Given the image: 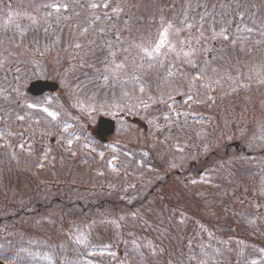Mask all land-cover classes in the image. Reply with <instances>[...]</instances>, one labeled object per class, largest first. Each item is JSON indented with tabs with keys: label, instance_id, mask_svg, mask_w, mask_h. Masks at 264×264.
<instances>
[{
	"label": "rangeland",
	"instance_id": "obj_1",
	"mask_svg": "<svg viewBox=\"0 0 264 264\" xmlns=\"http://www.w3.org/2000/svg\"><path fill=\"white\" fill-rule=\"evenodd\" d=\"M254 1L261 18L229 35L195 23L212 0H0L7 264H219L246 258L249 240L263 245L264 0ZM71 15L80 29L51 34L69 46L34 64L59 91L29 96L36 79L16 66L40 50L20 39ZM157 80L169 90L152 96ZM106 96L107 109L91 103ZM100 116L117 122L108 143L91 132ZM234 226L243 238L222 246Z\"/></svg>",
	"mask_w": 264,
	"mask_h": 264
},
{
	"label": "trees",
	"instance_id": "obj_2",
	"mask_svg": "<svg viewBox=\"0 0 264 264\" xmlns=\"http://www.w3.org/2000/svg\"><path fill=\"white\" fill-rule=\"evenodd\" d=\"M176 1H180V4H182L181 0H176ZM248 1H251V0H212V2L210 3V5H208V7H204L203 9L202 8L201 9H197V11H199V12L201 11L198 14V15H200L201 20H196L195 23L198 24V25H204L205 24V26H206V28L208 30H211V28L214 29V30H219L220 29L221 32L229 34V35L230 34H235V33L238 34V35L242 34L243 32H246L244 29H246L247 26L255 25L254 23L257 22L259 18H261V13L258 10V8L260 7L258 2H255L254 0H252L253 4L256 3L255 6H254L251 3H248ZM234 5H238V6H234ZM260 9H261V11L264 12V10L262 8H260ZM257 10H258V12H257ZM234 11H236V12L239 11L240 13L245 14L244 15L245 16L244 20L237 19L235 17ZM64 16L65 17H70V16H67V15H64ZM120 16H122V14H120ZM208 16L210 18H208ZM262 19L263 20L261 22L263 23L264 18H262ZM70 20H71L70 22H63V23H68V24L67 25L63 24L62 25V29H61L60 26H58L59 23H60V21L58 19L51 20L50 22L45 24V26H42V27L39 26L37 29H35V32H34V30H31V29H29V31H30L29 32V31H27L28 29L26 28V31L29 32L28 35L31 37L32 40L28 39L25 36H22V38L20 40L23 41V44L25 42L28 43L29 51H36V50L39 51L40 50V52L37 54V59H34L33 62H30V63L27 62L25 64H22L21 66H16L15 65L19 70H21L23 72V73L20 72L22 75H28V77L32 75L31 77L33 79H41V78H51V79L53 78L54 79L55 76H51L50 74L47 73V71L40 72L41 70H39L38 67L35 68L34 64L37 61L40 62L41 59L46 56L47 52H50V51H52L53 49H55L57 47H60L59 51H63L65 49L64 46H61L60 44H62V45L66 44L67 45V41H69V40L67 38H65L66 40L65 39L61 40V43L57 44L58 40H55L54 37L51 36V34H54V35L58 34L59 31H60V33H63L64 32V30H63L64 28H66V30L71 29V27H77L78 29H80V25L81 24H80V22H77L74 19L73 15H71ZM263 29H264V27H263ZM11 31L12 30H10L9 33ZM9 33H8L7 37L11 38V41L13 42V45H14V46L13 45H11V46H13V47L17 46V42H18L20 36L18 37L17 35H15V36H17V38H16L14 35H10ZM2 34H3V32L0 30V38L4 37V36H2ZM21 34L22 33H20V35ZM44 42H48L49 43V46H48L47 49H43V47L46 45V43L44 44ZM67 46H69V45H67ZM212 57H213L212 55L209 56V58H212ZM42 60H44V58ZM247 60H249V59H247ZM241 63H242V61H241ZM11 69H12V67H10V69L7 72L6 75L11 74L12 70H14V73L16 72L15 68L12 69V70ZM170 71H171L172 75L174 74L176 76V74H177L176 71H174L173 69H171ZM6 75L4 76V78L6 77ZM166 76H168V75H166ZM14 78H15L14 76H12L11 78H10V76H8V77H6L5 81L9 82V80H7V79L12 80ZM57 80H58V78H57ZM59 80H61V79H59ZM159 84H160L159 80L151 82L152 96L154 94H158V93H162V92H164V93L168 92L169 89H168V87L166 85H165L166 89L164 88V90H163V87H162V89L159 91L158 90ZM243 86L244 85H241L242 88H243ZM140 87L135 88V91H133L134 95L139 93ZM246 91H247V88H246ZM173 93H174V90H173ZM115 100H116V96L115 97H111V98L109 96H106V97H98L97 99H94L93 101H91V103H93L95 105L105 106V108L107 109L106 106L110 105ZM5 124H7L6 120H4L3 125H5ZM33 126L36 127L35 125H33ZM36 131L37 132H39V131L42 132L40 129L39 130L36 129ZM11 150L12 149H9L8 150L9 152H7V154H3L2 158L3 159H6V157L10 158V154L13 152V150H12V152H11ZM231 153L237 154L238 152L232 150ZM261 155H263V154H261ZM20 156L21 157H19V158H21V159L25 158V155L24 156L20 155ZM213 157H210L209 162L213 159ZM5 161H7L9 163L10 160L9 161L5 160ZM117 202H119V201H117ZM254 220H256L257 223H262V221H263L262 219H260L258 217L254 218ZM229 224H232V223H229ZM232 228H231V230H233V232L229 233L230 235H227V234H224V233L221 235L218 230H216V234L213 233L214 237H216L218 239H219L220 235L222 237L228 236V237H226V239H227L226 241H229V242H224L223 243L224 245H222L224 247L228 246V247L231 248V246L233 244H238L236 240H239V239L243 238L242 237L243 234H238L237 232H235V231L238 230L236 228V226H234ZM150 238L153 241L155 239L154 236L150 237ZM150 238H149V240H150ZM143 239H145V238H143ZM149 240H148V243H149ZM155 241H156L155 244H158V241L156 239H155ZM248 244H250V245H248ZM248 244L247 245L245 244L243 246V249L241 248L242 253H241L240 257H242L243 255H247L246 258H244L243 260L241 258H239V259L232 258L233 259L232 262L230 260H226V261L225 260H221L219 264H264V256H261V259H263V260H260V259H258L256 257L257 254H260L259 251H261V255H264V253H262L264 251V243H263V245L259 244V243L257 245L254 241H250L249 240ZM151 245H153V244H151ZM230 248H229V251H230ZM154 249L156 250V248H154ZM246 249H248V251H249L248 254L244 253ZM254 249H256V250L254 251ZM7 256L6 255L0 256V259L4 260L5 262H10L11 259L9 257H7ZM145 260L147 261V264H154L153 263L154 260L152 259V257H149L148 260L145 257ZM159 264H161V263L159 262ZM197 264H203V263H197Z\"/></svg>",
	"mask_w": 264,
	"mask_h": 264
},
{
	"label": "water",
	"instance_id": "obj_3",
	"mask_svg": "<svg viewBox=\"0 0 264 264\" xmlns=\"http://www.w3.org/2000/svg\"><path fill=\"white\" fill-rule=\"evenodd\" d=\"M59 89V84L53 81L37 80L32 82L28 87V92L34 96H40L46 92H56ZM116 124L114 120L108 117H100L98 124L95 127L96 136L102 141L107 142L108 137L114 135ZM239 147V144H236ZM0 264H4L0 262Z\"/></svg>",
	"mask_w": 264,
	"mask_h": 264
},
{
	"label": "snow or ice",
	"instance_id": "obj_4",
	"mask_svg": "<svg viewBox=\"0 0 264 264\" xmlns=\"http://www.w3.org/2000/svg\"><path fill=\"white\" fill-rule=\"evenodd\" d=\"M164 36H165V38H166V33L165 34H163ZM161 44H163V41H161ZM159 47V46H158ZM149 55H151V53H148ZM50 115H51V113H50Z\"/></svg>",
	"mask_w": 264,
	"mask_h": 264
}]
</instances>
